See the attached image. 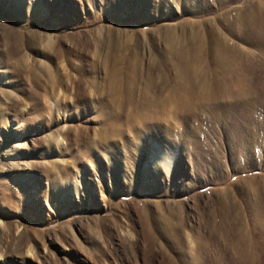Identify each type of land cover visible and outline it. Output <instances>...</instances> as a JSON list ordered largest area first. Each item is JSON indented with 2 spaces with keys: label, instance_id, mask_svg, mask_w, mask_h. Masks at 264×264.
I'll list each match as a JSON object with an SVG mask.
<instances>
[{
  "label": "rangeland",
  "instance_id": "rangeland-1",
  "mask_svg": "<svg viewBox=\"0 0 264 264\" xmlns=\"http://www.w3.org/2000/svg\"><path fill=\"white\" fill-rule=\"evenodd\" d=\"M260 9L0 0V264H264V35L243 23Z\"/></svg>",
  "mask_w": 264,
  "mask_h": 264
},
{
  "label": "bare ground",
  "instance_id": "bare-ground-1",
  "mask_svg": "<svg viewBox=\"0 0 264 264\" xmlns=\"http://www.w3.org/2000/svg\"><path fill=\"white\" fill-rule=\"evenodd\" d=\"M243 23L246 24V25H249V26H251L253 28L258 29L260 31V34L264 35V16H263V13H262L261 9L258 10V12H257V14L255 16L246 17L244 19ZM261 42H262V39H261ZM262 43H264V42H262ZM219 45H220V48H218V45H217V50H216V54H217L216 55V63H217V66H219L223 70L230 69V68L234 67V65H235L234 62H235L236 59L233 58V56L231 55L232 53L228 50V48L224 45V43H221ZM192 48L193 49L196 48L197 50H200L201 49V45L198 44V43H194ZM189 60L190 59H188L187 57H181V56H178V58H176V59L173 58V61H174L173 62V66L178 70V71L176 70L177 71V77H179V74L181 72L180 71V68H181L180 66H183L182 64H184V63H188V65H189L190 64ZM127 77H129V76L127 75ZM119 78H116V79H118L119 82H120ZM121 79H122V77H121ZM130 79H131V77L129 79H127L125 82L128 83L130 81ZM195 80L198 81V82L196 81L198 86H203V87L206 88V92L204 93V95H201V98L203 97L205 100L216 99L217 98V94H215L214 91L217 90V89H219V90L222 89V88H219V84H224V85H227V86L236 87L238 85H242L245 82H247V81H244L242 79L241 75H239L237 73H235L233 75H231V74L228 75V78L222 79L221 81H219V84L218 83L216 84L215 80H210L209 81L207 78H205L203 76H200L198 78L196 77ZM121 82H123V81H121ZM121 82H120V84H121ZM111 84H112V86L111 85L110 86L114 90V84L115 83L113 82V79H112V83ZM125 85H127V84H125ZM181 85H183V84L178 80L175 83V86L170 87L169 92H168L167 97H166L167 101H169V102H171V103H173L175 105H182V104H186L187 103L188 95L186 93H183V91L181 90ZM191 96H190V98H191ZM147 99L148 98H146V100ZM154 160H155L154 161V165L162 167V168L166 169L169 172V170L171 168V165H172V158H166L161 151L157 150L155 152V155H154Z\"/></svg>",
  "mask_w": 264,
  "mask_h": 264
}]
</instances>
